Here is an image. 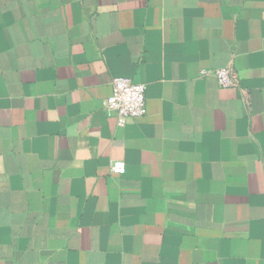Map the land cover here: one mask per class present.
<instances>
[{
  "label": "crops",
  "instance_id": "1",
  "mask_svg": "<svg viewBox=\"0 0 264 264\" xmlns=\"http://www.w3.org/2000/svg\"><path fill=\"white\" fill-rule=\"evenodd\" d=\"M0 264H264V0H0Z\"/></svg>",
  "mask_w": 264,
  "mask_h": 264
},
{
  "label": "built area",
  "instance_id": "2",
  "mask_svg": "<svg viewBox=\"0 0 264 264\" xmlns=\"http://www.w3.org/2000/svg\"><path fill=\"white\" fill-rule=\"evenodd\" d=\"M212 72L221 87L237 86L238 75L231 65L213 71L203 69L202 74ZM111 93L104 100V108L115 114L118 123L139 117L146 113L145 84L128 77L114 76L110 80ZM109 170L113 174L125 172V163L120 159H112Z\"/></svg>",
  "mask_w": 264,
  "mask_h": 264
}]
</instances>
